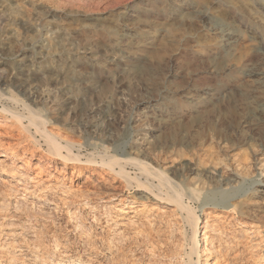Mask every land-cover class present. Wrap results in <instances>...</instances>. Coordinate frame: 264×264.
<instances>
[{"label":"rangeland","instance_id":"374dc122","mask_svg":"<svg viewBox=\"0 0 264 264\" xmlns=\"http://www.w3.org/2000/svg\"><path fill=\"white\" fill-rule=\"evenodd\" d=\"M127 2L126 8L114 4L97 10L74 0H0V73L2 82L7 81L0 86L29 99L49 127L67 129L85 160L100 162L107 148L110 156L121 159L116 170L122 166L155 193H161L159 178L143 173L134 160L152 170L163 165L175 181L184 175L212 183L209 171L215 168L240 174L241 191L253 186L257 193L249 212H228L257 224L251 231L244 227L245 233L236 232L244 237V246L233 252L239 258L232 264H264V0ZM2 106L22 111L6 96L0 99ZM9 124L0 127H10L0 139L13 142L10 135L16 130ZM34 135L41 151L23 154L26 159L50 154L44 140ZM22 152L15 153L21 160ZM51 159L53 169L67 175L66 184L73 179L72 191L48 194L39 188L23 196L10 194L0 181L1 263L188 261L192 230L180 211L153 196L147 199L137 180L110 169L101 167L104 175H78ZM244 169L250 170L248 175ZM46 182L55 186L53 178ZM122 197L127 198L120 203ZM222 211L210 219L222 220L229 234L240 230L236 219L224 221ZM201 239L204 247L203 235Z\"/></svg>","mask_w":264,"mask_h":264},{"label":"bare ground","instance_id":"6f19581e","mask_svg":"<svg viewBox=\"0 0 264 264\" xmlns=\"http://www.w3.org/2000/svg\"><path fill=\"white\" fill-rule=\"evenodd\" d=\"M38 1L42 2V3L45 2V0H38ZM63 1L70 2L73 0H63ZM74 1H78V2H80V4L82 2L84 5L87 4V7L88 6L89 7H95L97 10L109 9L114 4H116V5L121 4V6L123 5V8H126V2H127V0H74ZM46 11H47V9H46ZM122 12L124 13V10ZM61 67L63 69L64 65L62 64ZM2 76L3 75L1 74L0 75V83L3 81V79H5ZM25 76H27V75H25ZM4 83L6 84L7 81H4ZM21 90H23V89H21ZM7 92L8 91H6L5 88H2L0 86V99L4 98V96H6V98L12 100L15 104H17L18 107L20 106L22 108V111H20L17 108L11 109L7 106L0 107V127L7 126L9 124V122L12 120L13 123L11 121V124H9V126L13 127V129L16 130L15 135H10L11 137L13 136L12 138H14V137L16 138L15 141L12 142V140H11V142H9L8 139H7L8 141H4L3 139H0V181L6 185L7 192H9L10 194L15 193V194H21L23 196H27L28 194L33 193L34 191H37V189H39V188L45 189L46 192H48V194H50V193L56 194L58 192H60V193L61 192H68V190L72 191L73 179L71 180L70 185L66 184L65 181L67 180V175L63 174L60 171H56L53 169V165H54L53 162L54 161H53V159H51V157H53L54 159H57V160L58 159L61 160V162L64 164L62 168L68 167V168L72 169L75 174H78V175H81L82 173H84V171H89L92 174L97 172L100 175H104L100 169L101 167H104L106 169H110L111 171L118 173L119 175L126 178V180H131V179H134L133 181L137 180L139 183V186H140V188H138V190L147 199H149L153 196L157 201L165 204L168 208H170L174 212L180 211L183 214L185 222L190 226V229L192 230L190 252L188 253V261L186 262L187 264H232V261H235L239 258L237 255L235 256V253H233V252H235L238 245H243L242 243L244 241L242 242L241 239L244 238V237H242V234H243L242 231H244V233L246 231V230H243L244 227H250V226L253 227L257 224V223L255 224V221L254 222H248L247 220L237 218L234 214H231L228 212V211L233 210V211L237 212V214H239L240 216L244 215L247 211L249 212V210H250L249 202L251 201V197L257 193L256 187L253 188V186L250 189L246 190V192L241 191L242 189L238 185V183H239L238 179H240V177H241L240 174L231 173L230 175H228V174H226V172L224 170L218 173L217 172L218 170L215 168V169L209 171V173L212 175V179L214 181L212 183L206 181L207 179L206 180L200 179L199 182H195V181H193L194 179L189 180V178L184 176V175H180L179 180L175 181V180H173V178L169 174L170 170L168 171L166 167H162L163 165L160 167L158 166L159 169H157V170H152L146 163H144L142 161L134 160L133 161L134 165L138 166L143 173L147 174L148 176L154 175V176H157L159 178L158 179L159 180L158 186H159L161 193H155L154 189H152L149 185L143 183L139 177H131V175L128 172H126V170L122 166L120 167L119 171L116 170V164H119L120 163L119 161H121V159L118 161V159L113 158V156H110L108 154L107 148H104L105 153H103L101 155V157H100L101 161L100 162L95 160V159L85 160L79 154V152L76 153L75 148H76L77 142L74 141L75 137L73 138L72 135L67 131V129H64L63 127H60L58 125H54L52 127H49L48 120L43 117V114H41L40 111L36 110L31 105V103L28 101L29 99L28 100L23 99L19 96V94L15 93L13 91L8 92V94H7ZM33 95H34V93H33ZM32 97H34V96H32ZM9 116H11V119H9ZM26 122L28 124H26ZM9 128H4L3 131L0 130V135L1 136L2 135H8L9 134V130H8ZM33 129H34L35 133L33 132ZM34 134H38L41 137V139L44 140V142L48 145L49 151H50V154L44 152L43 155L40 156L41 157L40 159H33L32 158L33 161L37 160L36 162L35 161L33 162L32 159H26L23 157L24 156L23 154L35 152V151H39V152L41 151L39 149V146H41L40 145V139H37L36 135H34ZM77 134H79V132ZM30 137H32L34 139L31 140ZM75 140H77V139H75ZM20 150H23L22 157H20V158H24L23 160L19 159V157L17 155H15V153L20 152ZM174 158H176V157H174ZM24 169H28V170H24ZM249 171L250 170L247 169V170H245V173L248 175ZM44 175L46 177H44L43 180L39 181L38 178L42 179ZM52 178L55 179V186L54 187L51 186L52 184H49L48 182H46V180L52 181ZM87 178H90V176L88 175ZM209 178H211V176ZM30 180H33V182L35 181L36 184H31ZM89 180H87L85 182H90ZM30 184H31V186H30ZM93 187L96 188V190H97L96 185H93ZM76 190H78V189H76ZM0 191H2L1 188H0ZM80 195H82V194H80ZM77 196H75V197H77ZM82 197H84V195H82ZM85 197H87V196H85ZM78 198H79V196H78ZM126 198L127 197L120 198L119 202L121 203V201L122 200L124 201ZM25 199H26V197H25ZM80 199H82V198H80ZM61 201H63V198ZM73 201L75 202V200H73ZM1 202H3V201L1 200ZM85 202H87V201H85ZM63 203H66V202H63ZM14 204H16V203H14ZM2 205H3V203H2ZM17 206H19V205H17ZM18 209L19 208H17V210H15V212L17 211L16 213H18ZM224 209L226 210L224 212L222 211V216H223V218H225L224 221L231 222V220L236 219L239 222V224H241L240 225L241 229L240 230L238 229L239 231L237 229H234V232H230V234H229L228 233L229 231L225 230L227 228H224V225L219 223L222 220L215 219V218L213 220L210 219L212 216L220 215L221 212H219V211L224 210ZM135 210H132L131 212H137L138 211V210L137 211H135ZM164 210H162L163 213L165 212ZM158 211H159V209H158ZM120 212L128 213V212H130V210L120 208ZM199 212H201L205 215V220H202V216ZM157 214H159V213H157ZM157 214H155V215L157 216ZM161 214L162 213H160V215ZM252 214L255 215V211H252V213L250 215H252ZM162 215H164V214H162ZM216 218H218V217H216ZM254 219H255V217H254ZM170 221H172V220H170ZM116 222H114V224ZM119 223H121V222H119ZM248 223H250V224H248ZM121 224H119V225H121ZM115 225L118 226L117 224H115ZM229 226H232V224ZM236 226H237V224H236ZM251 227L248 228V229H250V231H251ZM234 228H235V226H234ZM238 228H240V227H238ZM25 229H27V228H25ZM230 230H232V229H230ZM254 231L258 232L257 230H254ZM236 232H242V234L238 235V233H236ZM20 233L21 232L19 231V233H17V234H20ZM155 234H157V233H155ZM22 235H24V234H22ZM149 235H151V234H149ZM149 235H147V237H150V239H151V236H149ZM172 235H173V233L171 231V237L174 238V235L173 236ZM201 235H203V237H204V242H205L204 247H202V244H201V242H202L201 241L202 240ZM258 236H259V233H258ZM171 237H170V239H171ZM249 237H250V235H249ZM245 238H246V236H245ZM168 240L169 239H167V241ZM261 240L262 239H260V242H261ZM173 241H175V240H173ZM176 242H178V241H176ZM245 245H247V244H245ZM253 246H255V245H253ZM177 248H178V246L176 247L174 252L177 250ZM244 248L247 249L246 247H244ZM245 249H244V251L246 252L247 250H245ZM240 250H242V249L240 248ZM178 252L180 253L181 251L178 250ZM239 252L240 251H238V253ZM1 253H2V251H0V254ZM8 253H10V252H8ZM33 253H34V251H33ZM175 253L177 255H179V253H177V252H175ZM241 253H243V252H241ZM3 254H4V252H3ZM240 255H243V254H240ZM233 256H235V257L231 258ZM36 257L37 256H35V258ZM175 257H176V255H175ZM250 257H251V255H250ZM186 258H187V254H186ZM245 258H246V256H245ZM12 261H13V258H12ZM183 261H184V259H183ZM245 261H246V259H245ZM62 262L63 261H60L59 263H62ZM251 262H253V261H251ZM7 263H5V264H7ZM247 263H248V261H247ZM0 264H3V263L0 262ZM11 264H17V263L14 262ZM18 264H29V263L25 262L22 259L21 263L19 261Z\"/></svg>","mask_w":264,"mask_h":264}]
</instances>
